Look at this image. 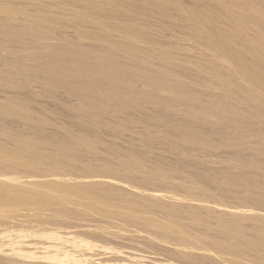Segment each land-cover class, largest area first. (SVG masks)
<instances>
[{
  "label": "rangeland",
  "instance_id": "obj_1",
  "mask_svg": "<svg viewBox=\"0 0 264 264\" xmlns=\"http://www.w3.org/2000/svg\"><path fill=\"white\" fill-rule=\"evenodd\" d=\"M0 104V264H264V0H0Z\"/></svg>",
  "mask_w": 264,
  "mask_h": 264
},
{
  "label": "bare ground",
  "instance_id": "obj_2",
  "mask_svg": "<svg viewBox=\"0 0 264 264\" xmlns=\"http://www.w3.org/2000/svg\"><path fill=\"white\" fill-rule=\"evenodd\" d=\"M51 49V48H50ZM58 49H61V48H58ZM55 50H57V48H55ZM68 50V49H67ZM49 51V50H48ZM54 51V50H53ZM64 51H66L65 49H64ZM63 51V52H64ZM71 51V50H70ZM58 53H59V50L57 51ZM61 52H62V49H61ZM60 52V54H62ZM50 53V51L48 52V54ZM68 53V52H67ZM67 53H64V54H67ZM71 53V52H70ZM70 53H68L69 55H70ZM52 54V53H51ZM54 54V53H53ZM67 54V55H68ZM50 55V54H49ZM58 56V55H57ZM71 62V61H70ZM69 62V63H70ZM72 64H70V67L68 66V70H65V69H67V68H65L63 71H66L65 73H60L59 75H61V76H64V77H66V78H71V79H73V80H77V81H82V79H84L85 78V75H87V74H83L82 73V71L80 70V69H78L75 65H74V63L73 62H71ZM69 65V64H68ZM87 68V67H86ZM90 69V68H89ZM91 70V69H90ZM93 70V69H92ZM21 71H23V70H21ZM49 71V70H48ZM94 72V71H93ZM91 73V72H90ZM50 74V73H49ZM54 74H56V72L54 73ZM53 74V75H54ZM58 74V73H57ZM56 74V75H57ZM92 74V73H91ZM52 75V76H53ZM151 76V75H150ZM149 76V77H150ZM56 77V76H55ZM152 78H154V77H152ZM106 79V78H105ZM155 79V78H154ZM148 80H150L149 78H148ZM152 80V79H151ZM84 82V81H83ZM104 82H106V81H104ZM151 82H153V81H151ZM79 84V83H78ZM81 84V83H80ZM82 85V84H81ZM4 105V104H3ZM2 105L0 104V107H1ZM3 108V107H2ZM4 109V108H3ZM4 112V111H3ZM2 113V110L0 109V114ZM0 133H1V130H0ZM1 140V139H0ZM1 142V141H0ZM3 143V142H2ZM24 144V143H23ZM23 146V145H22ZM25 146L29 149H33V148H35L36 146H34L33 144H31V143H25ZM24 146V147H25ZM4 147H5V145H2V144H0V172L2 171V170H4V168L5 167H7V166H9L8 164H10V163H14L13 161H15V159L17 158V156H16V154L18 153L17 151L16 152H14V153H12V154H7L6 152H5V149H4ZM26 148V149H27ZM16 149V148H15ZM17 150V149H16ZM23 150V149H22ZM20 151V150H19ZM22 152V151H21ZM12 165H14V164H10V167H12ZM14 167V166H13ZM64 188H65V186H63ZM48 188V187H47ZM53 188V187H52ZM66 188H67V191H68V189H69V191H71L72 189H74V188H70V187H67L66 186ZM51 189V188H50ZM54 189H56L55 187H54ZM65 190V189H64ZM52 191V190H51ZM57 191V190H56ZM66 191V190H65ZM15 200L12 198V199H10V200H8V199H6L5 198V190L3 189V185H2V183H1V181H0V208H2L3 206H4V204L5 203H12V202H14ZM0 226H1V224H0ZM16 226V225H15ZM17 228V227H16ZM44 229V228H43ZM13 230V229H12ZM17 230V229H16ZM41 231H42V229H40ZM45 230V229H44ZM15 231V230H14ZM13 231V232H14ZM47 231V230H46ZM44 234V233H43ZM46 235V234H45ZM28 242V241H27ZM26 241H25V243H27ZM25 243H23V244H21L22 246H24V244ZM32 243V242H31ZM28 244V246H29V243H27ZM26 244V245H27ZM26 245H25V247H26ZM31 245H33V244H31ZM27 246V247H28ZM36 246V245H35ZM34 245L32 246V248L34 247V249L35 250H37L36 249V247H35ZM29 248V247H28ZM32 248H30V249H28L29 251H33L32 250ZM37 248H39V247H37ZM39 249H43V248H39ZM50 249V248H49ZM28 250H27V252H28ZM35 250L33 251V253L31 252V254H33V255H36V258H37V254L36 253H38L39 251H36L35 252ZM45 250V249H44ZM47 250V249H46ZM41 252V251H40ZM18 253V255H20V253L19 252H17ZM35 253V254H34ZM42 253H43V251H42ZM41 253V254H42ZM46 253H47V251H46ZM45 253V254H46ZM22 255H24L25 254V252L24 253H21ZM40 254V253H39ZM44 254V253H43ZM42 255V256H46V255ZM48 254H49V252H48ZM22 255H20L19 257L21 258V256ZM50 255H52V254H50ZM15 256H17L16 255V253H15ZM29 256H31V255H27L26 254V256H25V258L26 257H28V258H30V259H32L33 257H35V256H32V257H29ZM19 257H17V258H19ZM40 255L38 256V258L37 259H39V260H41V258H43V257H40ZM22 258H24V256H22ZM29 259V260H30ZM35 258H33V260H34ZM53 260V259H52ZM37 261V260H36Z\"/></svg>",
  "mask_w": 264,
  "mask_h": 264
}]
</instances>
